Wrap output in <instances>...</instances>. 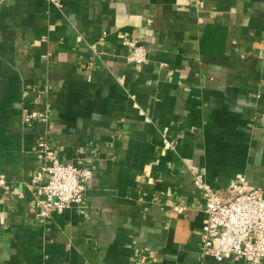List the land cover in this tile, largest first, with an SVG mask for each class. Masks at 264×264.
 Masks as SVG:
<instances>
[{
    "label": "crops",
    "instance_id": "obj_1",
    "mask_svg": "<svg viewBox=\"0 0 264 264\" xmlns=\"http://www.w3.org/2000/svg\"><path fill=\"white\" fill-rule=\"evenodd\" d=\"M39 137L93 172L48 218ZM194 171L264 192V0H0V264H248L201 255Z\"/></svg>",
    "mask_w": 264,
    "mask_h": 264
},
{
    "label": "built area",
    "instance_id": "obj_2",
    "mask_svg": "<svg viewBox=\"0 0 264 264\" xmlns=\"http://www.w3.org/2000/svg\"><path fill=\"white\" fill-rule=\"evenodd\" d=\"M56 8L61 0H44ZM127 48L126 59L136 69L147 61V50L135 39H124ZM36 110L23 115L25 120L41 118ZM164 146L173 144L163 137ZM37 147L45 164L35 170L31 183L38 187V211L41 218L61 211L69 205H80L85 201V183L93 172L88 167L64 163L55 158L44 137H39ZM193 186L204 199V219L200 231L201 255L222 261L225 257L242 259L248 264H260L264 260V192L260 187L247 188L243 177H237L230 184L232 195L221 198L205 180L200 171L192 174ZM7 184L0 173V191ZM143 258H141L142 261Z\"/></svg>",
    "mask_w": 264,
    "mask_h": 264
}]
</instances>
